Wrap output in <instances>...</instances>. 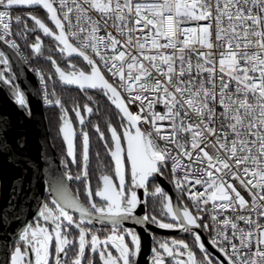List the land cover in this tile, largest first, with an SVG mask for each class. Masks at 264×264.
I'll use <instances>...</instances> for the list:
<instances>
[{"label": "snow or ice", "instance_id": "6c2138e0", "mask_svg": "<svg viewBox=\"0 0 264 264\" xmlns=\"http://www.w3.org/2000/svg\"><path fill=\"white\" fill-rule=\"evenodd\" d=\"M21 6L44 10L56 30L31 13L33 28L20 16L13 20V10ZM0 8V44L18 50L12 25L22 24L25 36L39 29L60 53L81 57L88 73L70 62L72 71L65 72L49 59L61 82L106 97L118 110L122 129L109 123L110 138L105 139L99 125L94 126L114 171L102 174L101 185L93 189L86 117L79 106L73 107L82 148L80 171L72 175L67 168L77 163V132L68 110L55 100L63 110L60 132L70 159L65 172L49 179L53 198L39 211L44 224H26L18 236L26 247L16 246L7 264H96L94 257L100 264H137L141 239L123 228L127 221L184 232L204 228L215 233L211 244L223 254L213 256L195 232L199 259L186 242L171 239L151 249V264H264V0H0ZM42 43L37 36L31 45L37 54ZM0 65L11 71L4 51ZM5 71H0V82L30 113L25 94ZM45 99L53 103L47 93ZM83 110L93 114V107L84 105ZM11 131V124L0 119V160L18 170L14 191L18 187L22 192L37 162L27 155L26 137H12ZM169 162L175 187L196 210L211 206V223H203L204 217L187 206L174 207L160 186L151 195L161 198V212L173 222L136 215L146 203L136 189L147 192L149 181L162 177ZM65 180L85 184L87 206L69 192ZM94 196L104 203H96ZM97 221L111 226L103 239L84 227ZM0 227H8L3 209Z\"/></svg>", "mask_w": 264, "mask_h": 264}, {"label": "flooded vegetation", "instance_id": "af4514ba", "mask_svg": "<svg viewBox=\"0 0 264 264\" xmlns=\"http://www.w3.org/2000/svg\"><path fill=\"white\" fill-rule=\"evenodd\" d=\"M21 10H23V12L19 16L22 19L27 20L29 28L34 27V23L30 19H28V15L29 13H31L32 15H36L38 18L43 20L50 28L54 30L53 25L47 19V14L42 9L23 8ZM19 26H21V28L19 29L20 33L24 35L22 32L23 25L21 24L18 25V27ZM19 36L21 37V35ZM37 36L40 37L43 43H42L41 53L36 54V57L41 56L50 62L51 60L49 59V57H51L52 59L56 60V63L61 67V69L65 71H72V69L68 67L69 62L75 65L76 70H82L85 71L86 73L90 71V67L86 64L85 61H83L82 58L75 56L66 57L65 56L66 54L60 53L57 48V43L51 37L45 36L39 29H36V31L33 32H29L26 36L24 35V37L27 40H30L32 42L31 44L35 42ZM5 76L6 78L11 77L7 71H5ZM44 81L48 88V94L53 99V104L47 105L46 107H50L53 105L56 107L55 120L51 122V125L49 124L50 136L53 145L55 147V150L58 154L59 162L61 163L64 171H66L64 164L65 162L69 161L70 158L67 156L66 144L60 132V129L62 127L61 116L63 115V110L61 106L56 105L54 103L55 100L59 99L63 105V108L68 110V116L70 117L73 127L76 129L77 132L76 135L77 163L76 164L69 163L67 168V171L70 172L72 175H76L80 171V156H81V148H82V137L80 136L81 126L79 125L78 118L75 116V113L72 111L73 107L79 106L82 115H85L86 117L83 130L87 131L89 135V168H88L89 180L91 181L93 189H95L101 185V182L99 181V177L102 174L113 175L114 169H113V161L111 160V157L109 156L103 141L100 140L98 133H96L94 126L99 125L101 131H103L105 134V139H109L110 133L108 132L107 129V125L109 123H111L114 127H117L118 131H122V129L119 127L120 114L118 110L115 109V107L110 103V101L102 94H100L97 90L88 89L86 91H82L75 86L66 85L63 82H61L60 79L58 78V74L54 70V67L52 71L48 73V81L46 80L44 75ZM39 82L43 95L44 93L42 89V83L40 80ZM89 96L92 97L91 100L88 99ZM84 105L93 107V114H91L90 116L87 115L83 110ZM126 166H127V161H126ZM163 171H164V175H163L164 178H166L169 181L168 168H165ZM113 179L115 180L116 177L113 176ZM129 180H130V175L126 174V182ZM156 186L161 187L160 183H158L157 180H150L148 191L147 192L144 191L143 198L146 201V203L144 204L143 215L147 214L150 218L152 216H155L158 220H162L163 222H173L170 216H164L162 214L161 204H160L161 198L158 196L154 197L151 195L152 191ZM70 187L72 192L78 196L80 201L87 206L89 202L86 198L85 184L80 181L71 180ZM164 192L167 193L165 190ZM51 199L52 198L50 196H45L43 203L49 202ZM93 199L98 204L102 205L104 203L99 197L94 196ZM177 201H178V205L187 206L178 197H177ZM78 216H79L78 213L74 214V218L78 219ZM35 222H39L41 225L44 224L43 219L39 216L31 220L30 224H32L33 227H35ZM139 226L141 227V231H143V240L141 241V252L137 264H141V262L144 264H151V257L153 255L151 249L156 247L158 241L171 240V239H176L179 241L186 242L191 248V250L196 252L197 258L198 259L200 258L201 254L199 252L197 242L195 241V235L193 234V232H184L178 228L161 229L158 227L157 224L150 222L145 224H139ZM84 227L91 229L92 233L100 236L101 239L109 235L111 232V226L106 222L100 223L97 221V222H93L92 224H85ZM123 228L131 229L136 233H138L134 228L125 226L124 224H123ZM72 236L73 237L78 236V232L75 229L72 230ZM205 236L208 238L206 233ZM128 239L129 238L126 237V240ZM16 246H21L22 248L26 247V245H23V243L20 240H15L11 244L9 254L14 251V248ZM210 253H212V255L216 256L217 258H223V256L219 253V251H217L215 248L213 249V247L211 248ZM87 254L88 253L86 250V255ZM113 255H116V253L113 252ZM94 259L96 261V264H100L98 257H94Z\"/></svg>", "mask_w": 264, "mask_h": 264}, {"label": "water", "instance_id": "95a60500", "mask_svg": "<svg viewBox=\"0 0 264 264\" xmlns=\"http://www.w3.org/2000/svg\"><path fill=\"white\" fill-rule=\"evenodd\" d=\"M23 8L27 7L21 6L17 9ZM55 30L54 27L53 31ZM31 49L37 54L32 47ZM0 51H4L9 57L11 71L7 72L11 77L16 79V82L19 84L21 91L25 94L30 105L29 113L28 110L21 108L15 103V97L9 90V87L3 82H0V119L8 121L11 124L12 131L10 135L12 137L18 135L26 137L27 155L33 161L37 162L32 165V170L27 173L30 183L26 182V187L21 192L18 187L14 191L13 185V179L18 175V170L10 166L8 162L0 160V209H3L8 225V227H0V264H7L13 241L18 240V236L26 224H30L31 220L39 216V211L42 210L41 205L44 202L45 196L53 198L49 186V179L54 174L60 175L65 171L59 162L58 154L50 136L46 107L43 104L42 90L36 73L20 57L18 51L3 44H0ZM65 56L68 57L67 55ZM73 56L79 57L76 55ZM53 67L55 70L54 65ZM5 69L6 66L0 65V71ZM105 78L108 79L106 75ZM109 82L111 81L109 80ZM154 180H157L172 198L174 207L177 206V197L171 183L164 176L157 177ZM65 183L69 192L74 194L70 187V181L65 180ZM136 191L140 198L144 200V189H136ZM188 209L190 210V208ZM143 212L144 204L139 206L136 215L143 216ZM124 225L134 228L140 235L141 241L143 240V231H141L139 224H136L134 221H127ZM192 232L193 234L195 232L201 234V238L205 242L208 251L211 252L212 247L218 251L211 244V240L205 236L202 228H194ZM220 254L223 256L222 253ZM141 264L144 263L141 262Z\"/></svg>", "mask_w": 264, "mask_h": 264}, {"label": "built area", "instance_id": "2783aa9c", "mask_svg": "<svg viewBox=\"0 0 264 264\" xmlns=\"http://www.w3.org/2000/svg\"><path fill=\"white\" fill-rule=\"evenodd\" d=\"M0 10H3V9L0 8ZM15 10H16V9H14L13 12H12L13 20H15V17H16V16H15ZM14 25H15V23H13V25H12V31H13V33H14V35H13L12 38L15 39L16 42H17V44L19 45V48H18V50H16V51H18L20 57H21V58L27 63V65H28V66H29V67H30V68L36 73L38 79L41 81V83H42V89H43V93H44V94H43V104H44V106L46 107L47 105H51V104H48V103H47V100L45 99V93H47L48 88H47V86H46V84H45L44 79H43V81L41 80V76L44 77L43 72H42L41 68H40L39 66H37V65L34 63V61L32 60V56L29 54V52L27 51V49L23 46L22 41L20 40L19 36H18V35H15L16 32H15V29H14ZM70 41H71L75 46H77V45H76V42H75L74 40H70ZM95 59H96L97 62L99 63V59H98V58H95ZM101 69H102V71L105 73V75L107 76V78H108L112 83H114V85H115V80H114V78L110 77V75H109L106 71H104L103 68H101ZM122 95H123V93H122ZM47 98H48V99H51V100L53 101V99L49 96L48 93H47ZM52 104H53V103H52ZM131 109L133 110L134 113L136 112V107H135V106H133ZM157 111H163L162 106H158V107H157ZM145 127H146V126H145ZM170 167H171V162H169V168H168L169 181H170V183H171V185H172V187H173V189H174V192H175L176 196H177L181 201H183L184 204L187 205V206L193 211L194 215H202V216L204 217L203 223H205V224H209V223H211V206H210V205L208 206V208H209L208 211H205V212H198V211L196 210V205H195V203H194L193 201H191V200L188 198V196H187L186 194H183L179 189H177V188L175 187V183H174L175 176L171 173ZM176 175H179V173H177ZM196 190L199 191V190H202V189H200V187L197 186V189H196ZM242 194H243V193H242ZM246 198H247V197H246ZM202 230L207 234V236H208V238H209L210 240H212L213 237L215 236V233H214V232H210V231H208V230H206V229H204V228H202Z\"/></svg>", "mask_w": 264, "mask_h": 264}, {"label": "trees", "instance_id": "16d2710c", "mask_svg": "<svg viewBox=\"0 0 264 264\" xmlns=\"http://www.w3.org/2000/svg\"><path fill=\"white\" fill-rule=\"evenodd\" d=\"M22 12L23 10L16 9L15 16L21 15ZM20 28L21 26L18 27V25L16 24L14 25V29L16 33H20L19 31ZM19 38L22 41L23 46L27 49L29 54L32 56V60L34 61V63L41 68L43 74L45 75L46 80L48 81V73H50L53 69L51 62L41 56L36 57V54L32 51L31 46H30L32 42L30 40H27L24 37V35L21 34V37L19 36ZM55 111H56V107L54 105L50 107H46V113H47L48 122L50 125H51V122L55 120V113H56Z\"/></svg>", "mask_w": 264, "mask_h": 264}, {"label": "rangeland", "instance_id": "374dc122", "mask_svg": "<svg viewBox=\"0 0 264 264\" xmlns=\"http://www.w3.org/2000/svg\"><path fill=\"white\" fill-rule=\"evenodd\" d=\"M47 93H48V91H47ZM52 105V104H51Z\"/></svg>", "mask_w": 264, "mask_h": 264}]
</instances>
